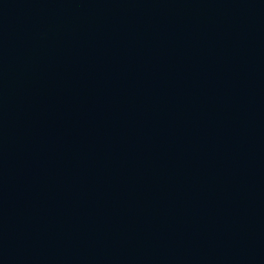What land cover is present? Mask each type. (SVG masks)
I'll use <instances>...</instances> for the list:
<instances>
[{"label":"water","instance_id":"obj_1","mask_svg":"<svg viewBox=\"0 0 264 264\" xmlns=\"http://www.w3.org/2000/svg\"><path fill=\"white\" fill-rule=\"evenodd\" d=\"M0 264H264V0H0Z\"/></svg>","mask_w":264,"mask_h":264}]
</instances>
